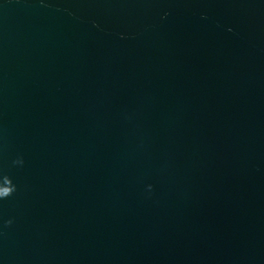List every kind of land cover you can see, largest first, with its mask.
Listing matches in <instances>:
<instances>
[{"label":"water","instance_id":"1","mask_svg":"<svg viewBox=\"0 0 264 264\" xmlns=\"http://www.w3.org/2000/svg\"><path fill=\"white\" fill-rule=\"evenodd\" d=\"M0 264H264V0H0Z\"/></svg>","mask_w":264,"mask_h":264}]
</instances>
